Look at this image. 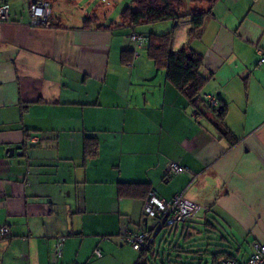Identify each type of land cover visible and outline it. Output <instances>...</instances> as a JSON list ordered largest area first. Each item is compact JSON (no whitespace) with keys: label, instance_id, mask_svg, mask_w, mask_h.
I'll return each mask as SVG.
<instances>
[{"label":"crops","instance_id":"0c3cea01","mask_svg":"<svg viewBox=\"0 0 264 264\" xmlns=\"http://www.w3.org/2000/svg\"><path fill=\"white\" fill-rule=\"evenodd\" d=\"M32 1L0 0L10 8L0 21V227L9 231L0 264H244L264 242V62L255 51L264 49V0H183L176 22L141 27L172 30L171 50L187 43L202 56L201 93L219 98L222 118L196 112L148 57L146 39L134 45L119 26L131 0H48L41 26L30 24ZM195 9L206 14L189 37ZM123 50H134L130 61ZM170 161L188 171L168 172ZM120 183L199 205L166 227L173 260L155 252L165 227L144 215L146 195L123 197ZM125 228L149 232L151 248L133 249Z\"/></svg>","mask_w":264,"mask_h":264},{"label":"trees","instance_id":"16d2710c","mask_svg":"<svg viewBox=\"0 0 264 264\" xmlns=\"http://www.w3.org/2000/svg\"><path fill=\"white\" fill-rule=\"evenodd\" d=\"M208 1L211 2L212 0ZM182 3L183 0H131V3L126 5L121 11V24L119 26L130 28V34L136 33L140 35L141 41L139 44L142 43L143 39H146L148 57L157 64V67L159 65L163 66L167 81L185 96L196 112L208 108L212 109L219 118H222L225 113V106H221L219 98L215 94L219 102L218 106L212 107L204 103L203 95L205 93H201V90L206 78L201 73L202 56L189 48L187 43L176 50H171L172 30L163 33L152 32L144 36V34L137 32L135 29L143 23L152 24L163 20L176 22L180 16ZM188 14L191 19L188 35L192 37L196 35L202 26L206 12L202 9H195ZM92 22L95 21L85 20L83 27L89 26ZM133 53L134 50H123L124 60L130 61ZM218 131L221 137L229 139L232 136L231 132L223 126L219 125ZM118 192L123 197H145V195L147 197L150 189H148L147 183H120ZM190 219L180 224H184ZM150 248L151 246L146 249L142 248L141 251L149 250Z\"/></svg>","mask_w":264,"mask_h":264},{"label":"built area","instance_id":"2783aa9c","mask_svg":"<svg viewBox=\"0 0 264 264\" xmlns=\"http://www.w3.org/2000/svg\"><path fill=\"white\" fill-rule=\"evenodd\" d=\"M30 16V24L32 26H41L47 23L51 14V4L47 0H34L26 5ZM9 5L6 2L0 3V21L9 20ZM121 24V23H120ZM130 40L134 45H138L141 41L140 35L131 33ZM256 53L260 56L259 62H264V49L255 48ZM204 103L208 106L216 107L219 105L217 97L211 93L203 95ZM34 142V139L31 140ZM167 171L172 174H181L188 171L185 166L179 165L177 162L170 161L166 167ZM145 216L152 218L154 222L161 227H173L185 220L192 218L199 210V205L185 198L183 193L175 194L170 200H165L150 192L143 202L142 207ZM9 233L6 226L0 227V238H4ZM123 240L130 244L135 250L148 248L153 240V236L147 231L132 232L125 228L122 232ZM65 236H58L52 245V255L58 258L62 255ZM97 257L101 256L98 249L94 250ZM217 264H238L232 259L222 258ZM244 264H264V242L253 243L252 252Z\"/></svg>","mask_w":264,"mask_h":264},{"label":"rangeland","instance_id":"374dc122","mask_svg":"<svg viewBox=\"0 0 264 264\" xmlns=\"http://www.w3.org/2000/svg\"><path fill=\"white\" fill-rule=\"evenodd\" d=\"M161 22H165V21H161ZM144 25H146V24H144ZM142 26H143V24L139 25L140 31H142L143 34L149 33V30L146 31L145 29H142L141 28ZM171 48H172V46H171ZM165 232L167 233L166 227L163 229V232L159 233L158 236L156 237L154 249H155V252L159 253L161 256H163L165 254V255H167L168 258L170 256L171 260H173L174 259L173 257L177 254V252H175V251H177L179 248L175 246L176 241H174L172 243L171 240H168L169 236L167 234L164 235ZM173 238L174 237L172 236V239ZM179 246H181L182 250L187 249V248H185V245L182 243H180ZM180 255H183V253H180ZM184 259H185V257H184Z\"/></svg>","mask_w":264,"mask_h":264},{"label":"water","instance_id":"95a60500","mask_svg":"<svg viewBox=\"0 0 264 264\" xmlns=\"http://www.w3.org/2000/svg\"><path fill=\"white\" fill-rule=\"evenodd\" d=\"M6 151L9 152V155H12L14 153V148H7Z\"/></svg>","mask_w":264,"mask_h":264}]
</instances>
